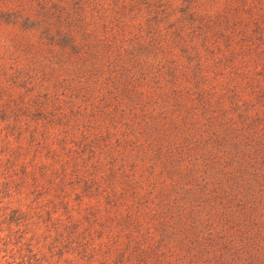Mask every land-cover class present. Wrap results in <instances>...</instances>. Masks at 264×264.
Segmentation results:
<instances>
[{
	"label": "rangeland",
	"instance_id": "rangeland-1",
	"mask_svg": "<svg viewBox=\"0 0 264 264\" xmlns=\"http://www.w3.org/2000/svg\"><path fill=\"white\" fill-rule=\"evenodd\" d=\"M262 241L264 0H0V264Z\"/></svg>",
	"mask_w": 264,
	"mask_h": 264
},
{
	"label": "trees",
	"instance_id": "trees-1",
	"mask_svg": "<svg viewBox=\"0 0 264 264\" xmlns=\"http://www.w3.org/2000/svg\"><path fill=\"white\" fill-rule=\"evenodd\" d=\"M259 242V241H258ZM264 243V241H262ZM258 246V249L261 250V256H262V260L259 259L258 257L255 259V264H262V262L264 261V244L263 246H261L260 243L256 244Z\"/></svg>",
	"mask_w": 264,
	"mask_h": 264
}]
</instances>
